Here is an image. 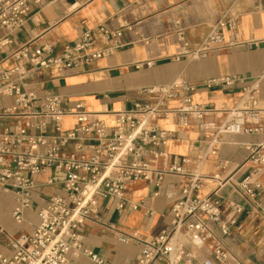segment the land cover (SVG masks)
<instances>
[{
  "label": "crops",
  "instance_id": "crops-1",
  "mask_svg": "<svg viewBox=\"0 0 264 264\" xmlns=\"http://www.w3.org/2000/svg\"><path fill=\"white\" fill-rule=\"evenodd\" d=\"M29 10L24 24L7 34L0 28V69L7 71L19 61L22 47L36 49L50 47L53 54L64 44L72 43L86 29L103 24L109 29H121L120 46L89 65L59 71L56 67L36 69L23 78L24 88L37 98L60 95L63 103L73 108L82 103L86 110L96 111L112 127L113 111L129 110L134 102L143 100L140 89L181 79L196 84L193 101L207 105L206 127L198 124L180 125L172 113L152 122L171 132L165 146L167 161L188 156L189 170H197L203 179L194 195L216 192L222 214L234 218L236 224L225 239V245L234 257L244 264H264V214L255 209L264 202V167L256 176L262 183L254 199L238 190V183L250 172L245 145L264 139L261 134L216 133L217 126L226 119L243 86L257 83L258 104L264 105V0H28ZM233 18L240 44L228 49L214 48L206 57H191L220 18ZM181 29L183 41L177 34ZM226 37L229 32L224 30ZM187 43V54L182 53ZM100 45H102L100 43ZM150 61L151 65H147ZM29 66V65H28ZM237 75L243 80L231 86L206 87L212 78ZM13 104V97L0 94V111ZM179 100L170 102V107ZM35 118H0L2 125H26ZM75 118L63 117V129L71 128ZM48 131L53 122H47ZM213 150V152H212ZM199 157L202 159L199 161ZM154 167H160L162 158L149 156ZM224 163L222 168L219 165ZM218 174V178L214 175ZM26 220L17 224L11 216L15 195L10 188H0V252L10 254L8 239L21 232H30L37 220L36 210L54 193H63L62 172L47 170L37 177ZM52 178L53 183H47ZM187 179L175 174L165 176L159 187L146 181L129 184L125 191L126 204L116 209L113 198L99 205L101 221H86L79 229L84 246L111 264H132L139 252L135 244H124L119 234L139 233L151 239L171 225V206L182 196ZM142 205L133 209L131 203ZM236 206L243 207L242 212ZM109 224V225H108ZM197 259L211 253L210 242L204 248L183 238ZM68 264H93L84 255L68 253Z\"/></svg>",
  "mask_w": 264,
  "mask_h": 264
},
{
  "label": "built area",
  "instance_id": "built-area-1",
  "mask_svg": "<svg viewBox=\"0 0 264 264\" xmlns=\"http://www.w3.org/2000/svg\"><path fill=\"white\" fill-rule=\"evenodd\" d=\"M28 10V0H0V28L9 34L21 27ZM224 30L229 32L228 37ZM176 32L183 41L181 29ZM120 35L121 29H109L100 24L84 30L78 39L64 44L55 54L50 47H22L18 63L7 71L0 69V94L13 97V104L0 111V118L14 115L37 119L26 125L0 124V188H10L15 195L11 210L14 222H25V212L31 205L39 174L47 170L64 174L63 193L50 195L36 210L37 220L30 232H21L8 239L11 252L9 255L0 252V264H68V253L87 256L93 264H111L84 246L79 229L86 221H101L99 205L102 200L113 198L115 208L121 209L126 204L125 191L129 184L142 180L159 187L168 174L182 176L188 181L182 196L171 206L170 227L151 239H144L137 232L121 233L117 237L124 244L139 247L132 264H194L197 256L185 245L184 237L202 248L211 243L210 255L200 264H244L224 242L236 220L222 214L216 192L203 196L193 194L203 176L187 168L188 156L166 160L165 146L172 134L152 122L172 113L180 125L195 123L206 127L205 117L210 109L193 101L196 84L175 79L141 88L144 98L134 102L132 109L111 112L112 127L98 112L86 110L82 103L71 108L63 103L60 95L37 98L24 88L23 78L33 70L56 67L64 71L89 65L113 53L120 46ZM8 40L5 36L0 44ZM183 43L182 53L187 54V43ZM238 44L235 20L220 17L200 45L188 54L194 58L206 57L214 48L228 49ZM242 80L230 75L209 79L204 85L231 86ZM175 99L179 104L172 108L169 104ZM226 111V119L217 126L212 140L219 133L264 136V105L258 104L257 83L243 86L237 104ZM68 115L75 118V124L63 129L61 120ZM48 120L53 122L50 131L47 130ZM245 147L251 170L237 188L245 197L254 199L263 186L256 176L264 167V139ZM149 156L162 158V165L154 167ZM201 159L199 157V161ZM223 166L221 163L219 168ZM214 178H218V174ZM46 181L53 183L52 178ZM141 205L131 203L133 209ZM255 209L264 214V202L258 201ZM243 210L236 206L237 212Z\"/></svg>",
  "mask_w": 264,
  "mask_h": 264
},
{
  "label": "rangeland",
  "instance_id": "rangeland-1",
  "mask_svg": "<svg viewBox=\"0 0 264 264\" xmlns=\"http://www.w3.org/2000/svg\"><path fill=\"white\" fill-rule=\"evenodd\" d=\"M25 221H27V220H25Z\"/></svg>",
  "mask_w": 264,
  "mask_h": 264
}]
</instances>
